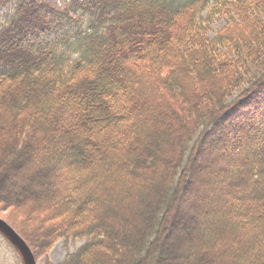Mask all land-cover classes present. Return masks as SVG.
I'll return each instance as SVG.
<instances>
[{"label": "trees", "instance_id": "16d2710c", "mask_svg": "<svg viewBox=\"0 0 264 264\" xmlns=\"http://www.w3.org/2000/svg\"><path fill=\"white\" fill-rule=\"evenodd\" d=\"M0 212L64 264H264V0H0Z\"/></svg>", "mask_w": 264, "mask_h": 264}, {"label": "rangeland", "instance_id": "374dc122", "mask_svg": "<svg viewBox=\"0 0 264 264\" xmlns=\"http://www.w3.org/2000/svg\"><path fill=\"white\" fill-rule=\"evenodd\" d=\"M228 20L226 16H216L215 20L210 25L208 36L213 38L217 32L227 24ZM189 196L190 198L183 203L186 207H190L194 205V203H196L198 208L200 205H204L202 199H199L198 193L193 192ZM197 207L194 206V210L197 209ZM212 211L214 210H208L209 216L213 213ZM6 215V212H0V218L3 220H5L4 217H6ZM190 224L193 227L192 223ZM180 227L181 225L178 226V230H175V236L171 239V242H179L176 239L177 235H181L183 241H188L194 236L195 233L192 227L191 229H183V232L179 234ZM85 242L86 238L71 240L60 239L55 242L44 255L36 257L34 254L36 262L37 264H64L67 257L76 252ZM32 252L35 253L36 251L32 250ZM0 264H25L21 254L2 233H0Z\"/></svg>", "mask_w": 264, "mask_h": 264}, {"label": "water", "instance_id": "95a60500", "mask_svg": "<svg viewBox=\"0 0 264 264\" xmlns=\"http://www.w3.org/2000/svg\"><path fill=\"white\" fill-rule=\"evenodd\" d=\"M0 233L18 250L25 264H37L34 253L26 241L2 218H0Z\"/></svg>", "mask_w": 264, "mask_h": 264}]
</instances>
